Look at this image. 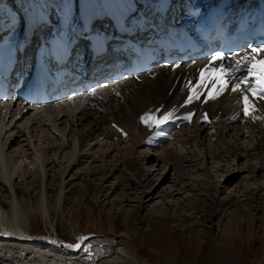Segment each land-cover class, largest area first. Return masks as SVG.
Wrapping results in <instances>:
<instances>
[{
  "label": "bare ground",
  "instance_id": "6f19581e",
  "mask_svg": "<svg viewBox=\"0 0 264 264\" xmlns=\"http://www.w3.org/2000/svg\"><path fill=\"white\" fill-rule=\"evenodd\" d=\"M71 1L16 0L24 14L22 32L27 28V21L50 4L56 9L59 21L62 24L65 21L61 28L67 32L65 29L72 22L69 18L73 10ZM77 1L78 16L88 11H124L123 5L129 2ZM9 5L5 16L13 24L12 18H8L13 15ZM22 26L20 23L19 27ZM17 30L14 26L9 37L14 38ZM182 70L180 67L173 72L158 65L144 74L51 106L33 107L13 99L0 102V264H139L142 260L138 258V249L145 229L153 220L174 219L178 212L188 221L183 212L191 210L193 201L196 207L209 208L212 215L208 217L212 218L217 213L221 188L241 174L246 176L233 191L231 189L236 196L230 197L238 199L241 194L245 201L249 198L254 203L255 195L259 197L264 193V102L257 105L258 111L249 115L238 111L235 103L238 94L231 92L202 106L197 104L198 100L186 103L191 93ZM249 97L256 100L250 94ZM188 111L192 114L190 121L184 118L190 114ZM149 112L157 118L173 112V117L159 128H149L140 121ZM81 123H87V128ZM138 149L144 150L137 152ZM196 151L202 168L195 172L203 171L202 182L193 185L189 178L188 183L171 178L174 184L162 191V199L169 203L146 209L145 203L151 200L152 182L148 172L139 168L141 157L151 163L149 172L159 171L160 175L154 176H158L156 181L161 180L160 185L171 169L184 175ZM227 155L232 160L229 165L226 163L225 170L219 162L223 160L221 156ZM243 159L245 164L237 166ZM257 160L262 161L259 166ZM119 162L127 168L120 171L133 172L138 182L126 178L110 187H119L125 194L119 203L111 204L119 207L112 216L118 236H108L110 246L107 247L92 243L94 246L88 252L84 251L83 244L76 248L75 244L58 241L59 237L67 236L70 240L74 236L78 241L81 234L69 223L75 216L97 222V234H104L101 201L95 192L102 189L104 181L107 183L114 178L120 166H113V163ZM75 169L82 173L84 185L76 184L75 174L71 175ZM213 171L216 175L224 174L216 177L220 182L224 178L222 187L220 182L213 181ZM259 173H263L260 176L263 181L258 180ZM142 187L146 189L143 192ZM187 188L195 193V200H188ZM249 192L251 198L247 195ZM73 193L75 197L72 198ZM131 196H134L135 206H128ZM175 196H178L177 201H173ZM227 199L230 202V198ZM229 202H226L229 209L237 205V201L233 205ZM167 210L170 211L168 216ZM37 220L44 223L47 236L30 234L32 223ZM199 221L203 223L201 218ZM141 224L142 227H137ZM143 260L151 261L152 258L145 255Z\"/></svg>",
  "mask_w": 264,
  "mask_h": 264
},
{
  "label": "rangeland",
  "instance_id": "374dc122",
  "mask_svg": "<svg viewBox=\"0 0 264 264\" xmlns=\"http://www.w3.org/2000/svg\"><path fill=\"white\" fill-rule=\"evenodd\" d=\"M191 111L188 112L191 113ZM81 125L84 128H87V123H81ZM83 127H81V129H84ZM143 150L144 149H138L137 152H141ZM221 158L223 160L219 162L220 163L219 165L223 168L226 166V163L229 165L230 164L229 162H231L232 160L230 155H227L225 158L224 156L223 157L221 156ZM141 159H142L141 163L137 162L136 165L138 167V163H139V168H141L143 172L146 173L148 172L149 178L152 182L150 186V189L152 191L150 197L151 200L150 201L147 200V202L145 203L146 209H154L156 207H159L160 205L163 206V203L166 202V199L164 200L162 199V197H164L162 191L164 192L165 190L168 189L169 186L174 184V181L172 180L173 178L174 180L182 179L183 182H187V183L189 181L188 180L189 178L190 184L193 183V185H195L196 182H197L196 184L201 183L202 182L201 177L204 176L203 173L201 174V172L203 171H200L199 173L195 172L197 168L198 169L202 168L200 162L198 161L199 158L197 155V151L194 161L188 163L184 175H180L177 172H175L176 173L175 174L171 169L169 175L168 176L166 175V177L164 178L163 182H161L160 185L159 182L161 180L156 181L158 176L157 177L154 176V174L160 175L159 171L155 170L156 172L154 173L153 172L154 170H151V172H149V167L151 166V163L148 162V160L144 161L143 157H141ZM241 162L238 163L237 166H240L241 164L242 165L245 164L244 159ZM256 162L258 166L260 165V163H262V161L260 160H257ZM253 163H255V161H253ZM114 164L120 166L118 172H115L113 174L114 178L107 180V183H105L104 181L102 189L97 190L95 192L96 195H99V200L101 201L99 207L102 210V214H103L102 224H103L104 234L103 233H101L100 235L97 234V228H98L97 222H94L89 219L88 220L83 219L82 217L79 218V216H75L72 219L70 218L69 221L70 225L75 227L76 230L80 232L81 236H90V238L83 243L84 246H87V244L94 246L96 245L95 243H97L96 246L98 245H101L102 247L110 246V244L107 242L109 241L108 236L109 237L118 236L116 221L112 216L114 215L115 212H117V208H119V207L116 208L114 206H111V204L119 203V200H122L123 196L125 198V194L121 191L119 187L116 189H111L110 187L117 181L122 182V179H125L126 181V178L134 179L136 182H138L133 172H130L128 170V171H124L123 173L120 171L123 169L127 170V168L123 166L120 162L118 164L113 163V166ZM210 164L208 168L212 167V162ZM82 167L83 166L79 167V169ZM225 170H227L226 167ZM125 172L127 173V175H125ZM73 173L75 175H73ZM211 173H214L213 181L220 182V179H217L216 177L221 175L224 176V174L221 173L216 175L215 171ZM81 174L80 171L77 169L71 172V175H73V177L76 176L75 182L79 186L84 185L82 182L83 177H80ZM262 175L263 173L262 174L259 173L258 176L259 181H263V178L260 177ZM243 176L246 175L241 174L239 176H236L235 178H233V180L230 181V183L227 186L225 185V188H221L222 194H219L217 196V199L219 201L218 209L216 210L217 213L216 214L214 213L213 217L210 219L209 217L210 215H212V213L209 212L210 209L209 208L201 209L199 207H196L194 203L195 201H193V203H191V210L188 212H183V215L189 218L188 221H186V218L180 217L178 212L176 213L177 218L174 217V219H168L163 217L161 221L153 220L150 226L147 229H145L144 238L142 239L143 242L140 248L138 249V258L140 259V261L142 260L140 263L142 264H150V263L151 264H264V193L259 194L261 195L259 197L255 195L254 203H251L249 198L245 201V197L243 196L241 197V194L238 199L234 197H230V196H236L237 193L231 192V189L232 191L235 189V186L238 185V183H240ZM197 177L200 180H198ZM205 177L207 178L209 176L206 175ZM94 178L95 177H92L93 180ZM225 179L227 180V178ZM129 182L130 181H128L127 183ZM223 182H224V178L220 182L221 185L220 187L223 186L222 185ZM142 184L143 183H141V186L144 185ZM187 189L189 191L190 188ZM144 190L146 189L142 187L141 191L143 192ZM190 193L188 194L190 195L189 196L190 198H188V200H195L196 198L195 193L193 192ZM188 195H183V196H188ZM247 195L248 197L251 198L250 192L247 193ZM183 196L181 197L183 198ZM71 197L72 198L75 197V194L73 193ZM131 197L129 198L131 199V201H129L130 205L128 206H135L136 203L134 200V196ZM177 197L175 196L174 198L175 200L173 199V201H177L178 200ZM228 197L230 198V202L229 199H227ZM235 201H237V205L234 208L229 209L226 202H229L230 204L233 205ZM172 203L174 204V202ZM126 204L127 203H125V205ZM173 204L170 203L169 205L173 206ZM246 204H249V206H245ZM255 205L257 206L255 207ZM158 211H160V209H158ZM166 213L167 216L170 215V211L167 210ZM141 214L143 215L144 213ZM53 218L57 219V216L53 215ZM200 218L203 223L199 221ZM142 226H143L142 224L137 225V227H142ZM29 232L31 235L33 234V236L48 235L44 223L41 224V222L38 220L32 223V231ZM58 234L60 235V233ZM132 236L133 238H136L137 234L133 232ZM60 239L63 242L69 244L78 243V241L74 236L73 238H71V240L69 239V236L65 238L59 237L58 241H61ZM145 255L150 256L152 260L145 262L143 260L145 258Z\"/></svg>",
  "mask_w": 264,
  "mask_h": 264
},
{
  "label": "snow or ice",
  "instance_id": "6c2138e0",
  "mask_svg": "<svg viewBox=\"0 0 264 264\" xmlns=\"http://www.w3.org/2000/svg\"><path fill=\"white\" fill-rule=\"evenodd\" d=\"M262 52H264V48H253L250 54L244 55L243 63H241V60L233 58L235 61L233 64L225 66L223 63H220L219 67H215L213 62L224 60V57L217 53L212 57L209 66L200 71L198 84L190 87L191 94L188 96L186 103H191L193 100L200 99L202 95L201 89L207 88L209 81H211V88L208 89L207 92L208 100H217L224 94L229 84H231V93L238 94L235 99L238 111L243 112L244 115L256 112L257 105L261 101H264V57L257 59V55ZM237 73H243V75L238 76ZM214 75L216 76L215 79H213ZM189 83L191 85V82ZM91 94L94 95L95 93ZM249 94L255 97L256 100L253 101L250 99ZM191 115L190 113L184 118L190 121ZM172 117L173 112H167L159 118H157L155 114L149 112L145 113L140 119L141 122L149 128H159ZM206 118L205 116V119ZM149 143H151V140H149ZM88 239L87 236H80L78 238V243L73 246L80 248L81 244ZM90 249L91 245H87L84 251L88 252Z\"/></svg>",
  "mask_w": 264,
  "mask_h": 264
}]
</instances>
